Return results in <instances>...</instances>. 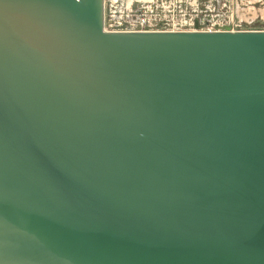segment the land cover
<instances>
[{
    "label": "water",
    "instance_id": "95a60500",
    "mask_svg": "<svg viewBox=\"0 0 264 264\" xmlns=\"http://www.w3.org/2000/svg\"><path fill=\"white\" fill-rule=\"evenodd\" d=\"M103 25L0 0V264H264V30Z\"/></svg>",
    "mask_w": 264,
    "mask_h": 264
},
{
    "label": "rangeland",
    "instance_id": "374dc122",
    "mask_svg": "<svg viewBox=\"0 0 264 264\" xmlns=\"http://www.w3.org/2000/svg\"><path fill=\"white\" fill-rule=\"evenodd\" d=\"M106 26L124 29L138 16L151 28L264 30V0H105Z\"/></svg>",
    "mask_w": 264,
    "mask_h": 264
},
{
    "label": "built area",
    "instance_id": "2783aa9c",
    "mask_svg": "<svg viewBox=\"0 0 264 264\" xmlns=\"http://www.w3.org/2000/svg\"><path fill=\"white\" fill-rule=\"evenodd\" d=\"M105 1V0H104ZM106 14H105V6H104V25L103 28L105 31H122V32H128V31H139V32H146V31H218V30H225L221 28H214L213 26L205 28V29H193V30H181L179 28H174V23L171 25V28H165V29H158V28H151L153 26V23L151 21V18L148 16H138L134 19H132L128 25L124 29H114V14L111 15L112 20V26L109 29L106 26ZM227 30H233V29H227ZM238 30V29H234Z\"/></svg>",
    "mask_w": 264,
    "mask_h": 264
}]
</instances>
